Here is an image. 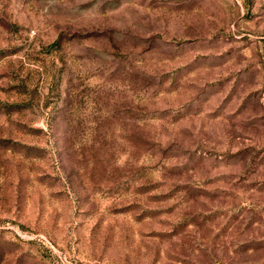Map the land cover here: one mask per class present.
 <instances>
[{"label":"rangeland","instance_id":"1","mask_svg":"<svg viewBox=\"0 0 264 264\" xmlns=\"http://www.w3.org/2000/svg\"><path fill=\"white\" fill-rule=\"evenodd\" d=\"M0 264H264V0H0Z\"/></svg>","mask_w":264,"mask_h":264}]
</instances>
